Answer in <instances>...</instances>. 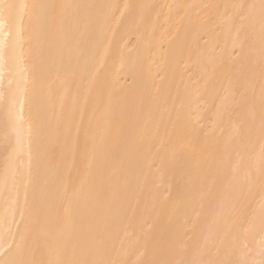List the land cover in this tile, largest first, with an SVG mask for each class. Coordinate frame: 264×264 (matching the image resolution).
Wrapping results in <instances>:
<instances>
[{"label":"bare ground","instance_id":"obj_1","mask_svg":"<svg viewBox=\"0 0 264 264\" xmlns=\"http://www.w3.org/2000/svg\"><path fill=\"white\" fill-rule=\"evenodd\" d=\"M0 264H264V0H0Z\"/></svg>","mask_w":264,"mask_h":264}]
</instances>
